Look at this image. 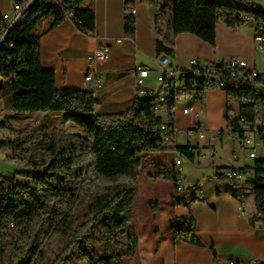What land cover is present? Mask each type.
Instances as JSON below:
<instances>
[{"label":"trees","instance_id":"trees-1","mask_svg":"<svg viewBox=\"0 0 264 264\" xmlns=\"http://www.w3.org/2000/svg\"><path fill=\"white\" fill-rule=\"evenodd\" d=\"M258 1L262 0H141L159 8V52L171 57L175 38L181 34L195 35L214 46L220 23L231 30L252 23L256 35L264 36V9ZM81 2L38 0L0 47V76L13 86L14 114H62L64 122H73L87 133H66L58 128L50 132L40 125L15 130L7 121L0 122V131H11L17 137L0 143V150L13 149V160L26 167L12 178L0 175V264H126V259H134L139 245L133 226L136 183L143 159L152 153L170 152L160 147L166 116L156 110L155 98H138L124 114L99 116L92 92L57 89L55 72L39 65L17 68L16 44H39L34 30L46 17L55 18L53 27L70 19L83 34H95L96 14L78 8ZM170 14L173 20L167 27ZM5 24L0 13V31ZM30 57L26 51L25 58ZM208 75L227 84L222 90L239 103L246 126L264 133V76L234 75L214 65L199 78L187 77V90L193 91L196 84L204 87ZM170 127L173 130L174 124ZM177 150L171 151L176 155L173 172L160 168L156 177L174 179L181 192L177 159L180 154L191 160L195 155L188 146ZM230 170L251 177L246 183L255 195V221L264 224V159L251 169ZM178 194L173 198L178 206L189 207L196 201ZM189 222L175 230L176 240L194 236V222L191 218ZM157 233L159 236V230Z\"/></svg>","mask_w":264,"mask_h":264},{"label":"crops","instance_id":"crops-1","mask_svg":"<svg viewBox=\"0 0 264 264\" xmlns=\"http://www.w3.org/2000/svg\"><path fill=\"white\" fill-rule=\"evenodd\" d=\"M262 1L256 3L264 8ZM132 3L138 9V16L131 37L126 32L124 0H82L78 8L92 9L96 14L94 35L83 34L70 19L55 27L54 17L42 19L34 30L39 44H16L17 68L39 65L43 70L55 72L57 89L92 92L98 100L96 114L99 116L128 112L138 99L135 68H149L147 89L151 90L158 88L160 73V37L156 23L159 8L141 0ZM14 4V0H0V13H13ZM172 20L170 14L167 27H171ZM216 33L214 46L192 34L179 35L174 41L172 62L181 69H188L193 60L209 65L236 58L246 61L249 70L264 73V53L257 50L253 26L231 30L220 23ZM103 47L110 48L109 60L92 65L88 57ZM26 51L31 53L29 59L25 58ZM90 73L94 77H103L101 87L85 82ZM0 89L2 97H8L10 91L13 95L10 83ZM10 108L12 111V100ZM185 109L192 111L184 114ZM230 110L239 115L240 105L229 99L227 91L219 88H212L203 96L190 95L182 103H177L174 124L179 132L176 138L178 147L191 144L207 150L208 140H200L197 135L188 139L185 135L196 125L209 136L217 130L224 132L223 140L216 145L214 158L183 160L180 170L183 196L196 198L189 207L174 203L173 198L178 194L174 179L166 175L156 177L160 168L173 172L175 153H152L144 158L136 183L133 224L139 238L134 260L138 259L139 264L264 262V224L255 221L257 207L252 186L244 181L230 180L225 175L230 169L253 168L257 160L264 159V144L255 136L256 158H250V153L233 135L226 121ZM75 126V132L81 133L82 130ZM190 218L194 222V236L176 240L175 230L187 227Z\"/></svg>","mask_w":264,"mask_h":264},{"label":"built area","instance_id":"built-area-1","mask_svg":"<svg viewBox=\"0 0 264 264\" xmlns=\"http://www.w3.org/2000/svg\"><path fill=\"white\" fill-rule=\"evenodd\" d=\"M13 13H2L5 25L3 30L0 31V43L1 46L7 39L10 31L16 26V24L22 18L23 12L31 8L38 0H14ZM128 2H137V0H124V18L126 24L127 35L130 32H134L137 24L138 9H128ZM118 43H122V40H118ZM255 42L257 50L261 53H264V36L256 35ZM0 46V47H1ZM14 45L11 44V47ZM110 58V48L103 47L98 49L94 54L88 57L89 62L92 65L106 63ZM159 64V75L157 77V83L159 84L158 88L153 90L147 89V80L150 78V70L145 66H138L135 68V88L138 94V98H155L156 110L159 112L165 113L166 119L161 126V148H165L168 151H178L176 138L179 132L175 128L174 115L176 112V106L180 99L190 97V94H203L212 89L219 88L223 89L227 84L221 80L218 76L208 75L204 81V87L195 85V89L191 92L187 90L186 78H199L203 73H207L210 70L211 66L217 65L225 72L231 74H243L249 73L252 77L257 78L264 76V73L258 71L249 70L248 63L241 59H231L219 61L209 65H202L198 60H193L188 69H181L177 67L172 62V57L165 52H161L158 57ZM85 82L87 84L94 83L97 87L103 85L104 79L102 76L94 77L92 73L88 74L85 77ZM192 109H185L184 114H188ZM231 111H228L226 115V121L232 130L233 135L241 140L245 149L250 153V158H256L255 145L257 136L258 141L264 144V133H259L258 130H253L249 126H246L245 119L239 113V119H231ZM171 124H174L173 130L170 127ZM242 130H238V127ZM185 135L188 139L192 138L194 135H197L200 140H208L207 150L192 146L191 144L188 147L193 151L195 158L204 159V158H214L216 156V145L221 142L224 138V132L222 130H217L213 132L211 136L201 128L200 126H194L190 130L185 132ZM181 155V166L185 157ZM235 159L237 156L234 157ZM226 176L230 180H238L248 182L251 180L250 176H246L240 173L238 170H229L226 172ZM184 191L181 189V193ZM226 264H241L236 261H229ZM248 264H264L259 260L251 261Z\"/></svg>","mask_w":264,"mask_h":264},{"label":"rangeland","instance_id":"rangeland-1","mask_svg":"<svg viewBox=\"0 0 264 264\" xmlns=\"http://www.w3.org/2000/svg\"><path fill=\"white\" fill-rule=\"evenodd\" d=\"M259 3L263 1H258ZM264 9V8H262ZM253 26L252 23L245 25L243 27L249 28ZM254 28V26H253ZM254 32L255 28H254ZM0 79L3 80V85L0 88H3L5 84H9L5 79L0 76ZM1 90V89H0ZM13 95H11V91L9 92L8 97H2L0 94V122L7 121L15 130H24L27 128L35 127V126H45L50 132L55 129H61L66 133H73V134H83L87 135L85 132L77 133L75 123L73 122H64L62 114H55V113H33L28 115H16L11 111L10 108V101L12 100ZM184 99L179 100V104L182 103ZM17 137L14 133L8 130L0 131V143L6 141H14ZM13 149L5 148L0 150V175L12 178L17 176L16 173L20 171H24L26 169L23 163L17 162L13 160ZM143 159V164H144ZM143 166V165H142ZM19 181H22L20 178ZM180 197H184V193L178 192ZM136 216V215H135ZM134 224V221H133ZM134 226V225H133ZM184 228V226H182ZM182 228V229H183ZM138 260V259H137ZM137 260L134 259H126V264H139Z\"/></svg>","mask_w":264,"mask_h":264},{"label":"bare ground","instance_id":"bare-ground-1","mask_svg":"<svg viewBox=\"0 0 264 264\" xmlns=\"http://www.w3.org/2000/svg\"><path fill=\"white\" fill-rule=\"evenodd\" d=\"M128 9H135L132 2H128ZM2 85H3V81L0 79V86H2ZM190 95H194V94H190ZM231 119H239V115H236L234 112H232L231 113ZM177 166L181 170V156L178 157V159H177ZM181 189H183V185L181 186L180 190Z\"/></svg>","mask_w":264,"mask_h":264},{"label":"water","instance_id":"water-1","mask_svg":"<svg viewBox=\"0 0 264 264\" xmlns=\"http://www.w3.org/2000/svg\"><path fill=\"white\" fill-rule=\"evenodd\" d=\"M25 12H26V11H25ZM25 12H23L22 16L24 15ZM0 46H1V43H0Z\"/></svg>","mask_w":264,"mask_h":264}]
</instances>
